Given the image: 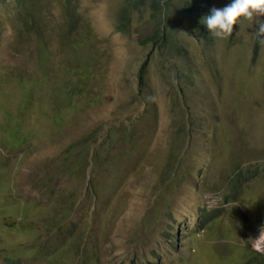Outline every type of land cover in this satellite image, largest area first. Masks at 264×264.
Here are the masks:
<instances>
[{"label":"rangeland","instance_id":"rangeland-1","mask_svg":"<svg viewBox=\"0 0 264 264\" xmlns=\"http://www.w3.org/2000/svg\"><path fill=\"white\" fill-rule=\"evenodd\" d=\"M187 1L191 3L168 0L167 7L175 11ZM39 2L47 58L39 57L35 33L18 16L19 12L37 16V0H21V4L0 0V75L9 70L16 73L7 82L0 80V132L11 129L20 132L23 141L28 139L20 148L0 146V264H49L36 244L52 234L56 222L68 217L78 225L77 236L87 243L84 253L90 252L93 264H105V172L97 178L99 195L94 198L86 181L94 151L90 148L82 179L70 161L59 160L65 145L90 129L97 127V138L105 136V0H72L80 17L78 28L68 32L69 43L77 47L69 44L73 50L60 37L69 27L64 0ZM209 3L211 9L228 1ZM123 8H128L126 0H107V134L116 131L109 149L112 159L107 161L113 174V179L107 178V187H114V192L107 190V264L153 261L157 244L161 259L155 264H246V243L264 249V241L257 244L256 240L257 220H253L254 229L246 228L237 215L225 210L209 230L206 224L198 226L195 236L186 222L196 220L204 195L220 193L216 201H223L228 160L237 153L244 165L264 160V44L260 42L264 38L247 21L234 26L227 39L206 38L181 21L170 28L176 34L174 40L183 46L184 56L178 57L173 50L160 52L139 42L154 30L145 7L130 10V30H120ZM81 29L86 39L76 35ZM74 53L78 58L72 71L86 74L80 79L83 88L75 104L64 89L49 92L55 77L66 74L64 63ZM143 63L144 69L140 68ZM179 75L176 84L174 78ZM37 89L43 92L34 94ZM50 95L56 99L50 101ZM231 95L246 99L236 106ZM71 109L65 120V112ZM53 122L56 127L64 123L61 131L46 132ZM33 127L36 135L29 139ZM178 127L183 131L180 136ZM240 139L244 146L229 157L227 147ZM119 159L120 166L115 161ZM46 167L50 172L61 171L58 193H50L42 184ZM257 175L245 182L238 201L232 199L227 209L242 205L247 214L257 215L264 203L263 170ZM167 179L171 188L162 184ZM63 189L73 190L67 210L62 209L61 195L67 194ZM57 207L58 219L44 224V217L53 216ZM164 210L173 212L171 232L178 236V248L162 238L163 227L171 223L162 220ZM155 211L158 216L153 219ZM111 221L114 226L109 229ZM241 230L244 241L238 236ZM91 237H95L94 250ZM90 261L87 256L86 262Z\"/></svg>","mask_w":264,"mask_h":264},{"label":"trees","instance_id":"trees-1","mask_svg":"<svg viewBox=\"0 0 264 264\" xmlns=\"http://www.w3.org/2000/svg\"><path fill=\"white\" fill-rule=\"evenodd\" d=\"M21 4V0H17ZM167 1L168 0H126L127 9L123 8L122 13L119 14V19L121 21V24L119 25L120 30L129 31L130 27L128 26L129 16L128 13L132 9L147 8L149 14H150V20H153L154 22V30L152 33L146 35L144 39H141L139 42L142 44H146L150 41L154 42V47L157 50L160 51H175L176 55L184 56V53L182 52V44L179 41L174 40V36L176 35L173 31L178 22H181L185 16H189V20L191 22L190 27L196 31L202 32L206 38L211 36L210 32L207 31L206 25L202 23L203 17L207 16L210 12L209 8H205L204 10L202 8H197L195 4L200 3L202 0H191V3L189 1L185 2L184 6L177 9L175 12H171L169 8L167 7ZM230 3L231 0H228ZM36 4V3H35ZM40 2L37 0L36 9L38 11L37 16H22L19 12V20L23 23V26L30 30V32H34V39H36V45L37 49H40L38 52L39 57L42 55V58H47L48 51L44 49V46L42 44V19L41 12L39 10ZM64 7L67 10L68 19L67 22H69L68 29L64 30L60 37L61 40H64L68 43V46L71 48L70 45L76 47L75 43H69V31H75L78 28V22L80 21V17L78 14H76L74 10V4L72 0H64ZM198 13H203L202 17L198 18ZM38 21V22H37ZM34 22H37V26H34ZM76 35H83L84 39H86V33L83 29L80 31L77 30ZM31 37V33L29 35ZM132 36V35H130ZM85 43V42H84ZM70 44V45H69ZM86 45L87 42L85 43ZM77 48V47H76ZM257 48V45L255 46ZM78 56L74 53L70 60L66 59L63 67V69L66 71V74H60L55 77V81L49 85L50 93L54 91V88L56 89H64L67 91V97L70 101H73L75 104V101L77 102L76 95L81 91L83 88L82 80L83 76H85V72L81 71H72V68L75 67L74 61H77ZM91 62V61H90ZM93 63V62H92ZM90 63V64H92ZM47 65L45 62H43V67ZM177 68H180L178 65ZM142 69H144V65L142 66ZM141 69V70H142ZM45 70V77H46V67H44ZM19 73V72H18ZM16 74L14 71L9 70L6 75H0V80L3 82H7L12 78V76ZM88 74V73H87ZM25 77V79L29 78ZM36 78V77H35ZM175 83L177 80L180 79V75L175 77ZM44 85V82L42 86ZM36 92H43L42 89L35 90L34 94ZM34 97V95H33ZM31 98V101L38 102L37 99ZM50 101H53L56 99L55 96L50 95L49 96ZM98 101V100H96ZM243 102V101H242ZM75 106V105H74ZM77 107V106H76ZM76 107H72L75 109ZM73 109L65 112V120L67 118V114L70 111H73ZM20 110V109H19ZM39 110V109H38ZM40 113H42V110H39ZM50 119L52 120V110L49 111ZM53 121V120H52ZM176 121L175 118L173 119V124H175ZM54 123V122H53ZM62 123L59 127L55 126V123L46 130V132H49L51 129L54 131H61L63 128ZM32 127V126H31ZM33 132L29 135V139L32 135H36V128L33 127ZM97 127L90 129L85 134L77 137L76 139L71 140L69 143L65 145V148L62 153V157L59 159L63 162L70 161L71 166L74 169V171L77 173L78 178L82 179L84 174V167L86 165V159L89 154L90 148L94 151V154L92 153L94 157V165L90 168L89 173L87 174L88 177L86 179L87 181V188L88 191L92 193V196L96 198L98 193V181L97 178L100 177L105 172V136H100L99 138L96 137L97 134ZM116 133L115 130L111 129L109 133L107 134V161L109 159H112V156L109 153L110 147L115 143V141L112 139L113 134ZM176 133L178 136L183 134L182 127H178L176 130ZM21 135L20 132L8 129L7 133L1 134L0 132V146H7L9 148H20L22 145H25L28 142V139L23 141L22 138L19 136ZM236 143H233L231 146L227 147L229 152V157L233 156V154L236 152L235 148L244 146V143L242 139L235 141ZM30 148L25 147V150L28 151ZM231 152V153H230ZM117 165L120 166L122 164V161L120 162V159L117 161L115 160ZM229 166H227V174H229V181H228V187L226 190V195L224 196L223 201L218 204L216 201V198L220 195L218 193H208V198L203 196L202 202L200 203L198 207V215L196 217V220L191 224L186 222V228L190 230V232L193 233V236L196 235V232L199 233L200 229L198 226H201L203 224H206L208 226V230L211 228V225L215 222V220L219 217V215L225 210H229L232 215H237L239 217V220L242 224L246 226V228H252L254 229V223L253 220H257L258 223H264V203L260 205V209L258 210L257 215H253L250 213H246L245 209L242 207V205H236L232 206L231 209H227L226 207L228 204L231 203L232 199L233 201H238L241 194V190L243 189V186L247 180H249L251 177L258 178V173H260L262 170L264 172V160L261 163H252L248 162L247 165H244L242 163L238 153L237 157L233 160H228ZM230 169H232V173L230 172ZM61 171L56 172H50L48 168H42V184L45 185L46 188L49 189L50 193H58L59 189L57 187V181L58 177ZM107 178L113 179V174L110 173L107 169ZM168 181L162 183L168 188H171L169 185L170 179H167ZM110 184V183H108ZM108 191L114 192V187L109 185L107 187ZM233 190V196L231 197L230 191ZM67 194L61 195L62 199V209L67 210L69 206V200L73 194V190H70L69 192L67 189H63ZM110 195L109 193L107 196ZM166 196L168 194L166 193ZM212 198L214 202H211L209 199ZM215 198V199H214ZM241 203V201L239 202ZM243 206H245L243 204ZM59 207L56 208L55 213L53 216L44 217L45 221H43L44 224H49L54 222L58 219V212ZM155 210V209H154ZM42 212V211H39ZM162 220H170L171 223H168L167 227H163L162 229V238L166 243L173 246L174 248H178V236L176 238V233H172V223L175 221L173 212L169 210H164ZM158 216V212H154L151 217L155 219ZM211 223V224H210ZM39 224H32L33 227H37ZM42 225V223H41ZM114 226V222L111 221L108 228L111 229ZM257 230H259L260 225H256ZM78 233V225L76 222L72 221L69 217L68 218H62L59 222H56L52 229V234H49L47 237L42 238V241L37 242L36 246L38 248V251H42V259L47 261L49 264H93V257L91 256L90 252L88 255L84 253V245L87 244L86 241L81 237ZM243 231H240V234L238 236L241 238L242 241L246 240V238H242ZM202 237H207L206 234ZM147 242H149L150 237H147L145 235ZM200 240V239H198ZM91 241L93 242V250L95 249V237H91ZM160 244L156 245L155 250H153V261L150 260H142L141 264H155L156 260L161 259V255L158 252ZM247 246V252L249 253L248 258H245L244 263H250V264H264V254L261 252H258L254 248H251V241L246 243ZM250 248V249H249ZM89 256L91 258L90 263L86 262V257ZM12 260V259H11ZM17 260V259H16ZM18 261V260H17ZM134 262V259L131 260ZM19 262V261H18Z\"/></svg>","mask_w":264,"mask_h":264},{"label":"clouds","instance_id":"clouds-1","mask_svg":"<svg viewBox=\"0 0 264 264\" xmlns=\"http://www.w3.org/2000/svg\"><path fill=\"white\" fill-rule=\"evenodd\" d=\"M195 6H197V8H202L203 10L205 8L210 9L209 0H202L200 3L195 4ZM175 11H171V12H175ZM202 15L203 13L201 14L198 13V18H200V16L202 17ZM189 18H190L189 16H185L182 21H186L189 23V25H191ZM241 21H247L250 24L255 25L256 35L258 37L264 38V0H231L230 3L228 2V4H226L223 7L211 8L209 14L203 17L202 19V23L206 25L207 31H209L214 38H218V39H227L229 36H231L234 31V26H236ZM152 31L153 30L151 29V33ZM146 35H144V37H142L141 39H144ZM152 41L143 45L151 44V46L154 47L155 43ZM260 42L264 44V39H261ZM154 50L157 49L154 47ZM177 56L183 57L180 55ZM143 65L144 67L146 66L145 63H143L142 66ZM142 66L140 68H142ZM231 96L236 106H240L242 104V101L246 99L245 97L243 99V96L242 97L237 95H231ZM205 100L207 102V98ZM258 224L260 225V228L258 230L259 236L256 240L257 242L261 241V243H263L262 241H264V223H258ZM255 250L264 253V249L261 250L255 249Z\"/></svg>","mask_w":264,"mask_h":264},{"label":"bare ground","instance_id":"bare-ground-1","mask_svg":"<svg viewBox=\"0 0 264 264\" xmlns=\"http://www.w3.org/2000/svg\"><path fill=\"white\" fill-rule=\"evenodd\" d=\"M261 243V241L257 242V244Z\"/></svg>","mask_w":264,"mask_h":264}]
</instances>
